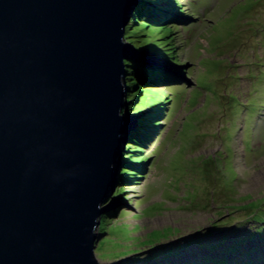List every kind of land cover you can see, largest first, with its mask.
Returning <instances> with one entry per match:
<instances>
[{"label":"rangeland","instance_id":"374dc122","mask_svg":"<svg viewBox=\"0 0 264 264\" xmlns=\"http://www.w3.org/2000/svg\"><path fill=\"white\" fill-rule=\"evenodd\" d=\"M178 3L170 1L180 19L151 27L135 21L128 32L141 49L161 39L181 66L176 80L146 83L142 100L125 109L140 115L143 101L145 117L156 113L155 99L167 105L149 144L123 141L122 150L135 144L149 154L148 166L137 167L141 179L121 183L117 175L105 206H120L104 214L96 257L102 264H209V254L264 264V0ZM160 54V65L174 66Z\"/></svg>","mask_w":264,"mask_h":264},{"label":"water","instance_id":"95a60500","mask_svg":"<svg viewBox=\"0 0 264 264\" xmlns=\"http://www.w3.org/2000/svg\"><path fill=\"white\" fill-rule=\"evenodd\" d=\"M134 4L0 0V264H102Z\"/></svg>","mask_w":264,"mask_h":264},{"label":"clouds","instance_id":"9594fccd","mask_svg":"<svg viewBox=\"0 0 264 264\" xmlns=\"http://www.w3.org/2000/svg\"><path fill=\"white\" fill-rule=\"evenodd\" d=\"M170 1L173 2L174 4L177 3V5H179L178 0H135V4L130 6L129 9H128V11H132V12H130L123 19L124 26H125L124 29H123V36H122L123 43L128 46L129 51H131V52H132L131 49H134V46L137 47L138 51L139 50L142 51L140 53V56H132L131 55L130 58H125V60H124L125 68H126V74H125V78L123 80V84H124V89L126 90L127 93H126V97L124 99V102L126 103V105H125V107H124V109L122 111L124 112V116L126 118L130 117L129 116L130 111H128L129 109L127 110V112L125 111V109L128 108V106H130V102H129V99H130L129 80L130 79L128 80V78L130 77V76L128 77V75H129L128 69L130 67L137 66L139 71H140V74H141L140 77L142 79H144V73H143V70L140 68L139 65H141L143 68L147 69L148 71H151L148 74L149 77H150L149 81L147 79H145V84H144L145 86H146V83H148V82L154 83L153 82L154 76H152L151 74L155 75V77L157 78L156 80L158 81V83H165V82H171L173 80H176V76L173 74V69H175V67H180L181 64H178L177 62H175V59L171 58V53L174 54L175 51H176L175 48L170 49L168 47V44L167 45H165V43L162 44V43H160L161 39H158L159 41L153 40V42H151L150 44H147V43L144 44L145 49H141V48L138 47L139 45H135V44L132 45V43H130V41H132V38H130L128 36L129 29H130L131 25L135 21L143 22L144 23L143 27H144L145 23H148L149 27H151V24H153L152 22H157V23L158 22H162L163 23V22H166L168 20L170 21V20H178V19H180L181 16H178L175 13V9L173 7H171ZM183 13H185V12H181L180 11V15L183 14ZM137 39H141V38L138 37ZM160 52L163 54V56L168 57L169 59H171L174 62L173 63L174 66H170L168 64V66L165 68L162 65H160V63L156 60L158 57H162ZM134 53H136V52H134ZM143 55L145 56V58H143ZM146 59H147V61H146ZM149 59L151 61H153V62L149 61ZM132 62H133V64H132ZM161 63H164V62H161ZM168 68H172L171 72H169ZM130 74L132 75V72H130ZM147 87L151 88L150 86H147ZM144 111H142V112H144ZM142 112L139 113L141 116L140 115H132L131 116V119H133L132 124H130V128L131 129L129 130V133H127L125 135V137L123 138L122 144H123V141L126 138L132 139L131 136H132L133 133H135V132H133L134 129H137V131H139V130L142 131L144 128L147 127V125L145 123H142V122L139 123L140 119L144 117L143 116L144 113L142 114ZM127 113H129V114H127ZM151 114H154V113L151 112ZM136 122H137V125H136ZM139 124H140V128H139ZM150 125L151 126H148L150 128L155 126L152 123H150ZM144 146H146V144ZM126 149H128V148L124 147L123 150L121 148L120 151L118 152V156L117 157L119 159L121 158V160H118L117 166H116L117 174H116L115 178L118 179V180H119V176H117V175H119V174H121L122 176L124 175L123 174V172H124L123 171V167L121 165H123V161H124L123 158L125 157L124 152H126L125 151ZM121 167H122V170H120ZM104 207H105V204H104ZM103 216H102V222H103ZM124 263L125 262H123V263L118 262L116 264H124Z\"/></svg>","mask_w":264,"mask_h":264},{"label":"trees","instance_id":"16d2710c","mask_svg":"<svg viewBox=\"0 0 264 264\" xmlns=\"http://www.w3.org/2000/svg\"><path fill=\"white\" fill-rule=\"evenodd\" d=\"M175 56L172 55L171 53V58H174ZM175 59V58H174ZM128 64V63H127ZM133 64V62H132ZM140 68L143 70V73H144V79H142L140 76V71L138 69L137 66L135 67H128V73L130 74V72H132V75L131 77L128 78L129 80V86H130V104H132V106H134V102L137 100V98H142L146 95V93H144L143 95L140 93L143 91L144 92V87H145V79H146V74H149L151 71H148L147 69L143 68L141 65H139ZM138 69V70H137ZM135 70V73L133 74ZM152 76H154V80L153 82L154 83H158V81L156 80L157 78L155 77L154 74H151ZM139 76V77H138ZM155 101H157V103L154 105V103L152 104L153 106H155V112L154 114H149L143 118H141V122L142 123H145L147 125L146 128H144L142 131L139 130V131H136L135 133L132 134L131 138L133 141H136V142H140V143H145V144H149V139L151 136H153L154 134V130H153V127L150 128L148 126H151L150 123L154 124L155 122V119L159 118L160 115H162L160 112L164 113L165 109L164 107H166L167 105L166 104H162V105H159L158 103H160L157 99H155ZM143 102V101H142ZM142 102H140L138 105H137V110H140V111H144L148 106V104L146 106H144L143 108H139V107H142ZM164 105V107H163ZM132 145L129 144L128 146V149L127 151H129L130 147ZM145 148V147H144ZM126 151V150H125ZM124 152L125 154V157L123 158V174L124 176H122V179H121V183H123L125 180H128V179H133L135 177H138V178H142L139 176L140 173L142 172H145L146 171V168L148 166V162H145L147 159V155H144V154H141L139 152H142V149L141 147H138L137 145H133L132 149L130 150V152ZM135 152V153H134ZM139 153V154H137ZM140 156V157H138ZM139 158V159H138ZM126 159V160H125ZM137 162H142V164L140 163H137ZM150 164V163H149ZM137 167H141V172L139 173L137 170ZM126 189V188H124ZM110 215V213H108ZM112 214V213H111ZM104 218L106 219L107 218V214L103 216V221H104ZM103 223V222H102ZM210 232V231H208ZM207 232V233H208ZM222 242V240L218 241V242H215V244L213 243L212 247L211 248H214L216 247V245L220 244ZM238 246H236L235 248L233 247H230L229 251L230 252H234L235 249L237 248ZM206 257H208L209 259H206L207 261H210L209 264H239L237 261H234V263H232L230 261V259L228 257L223 256L224 258L222 259H219L218 257H212L210 256L209 254L206 255ZM149 258V257H148ZM126 264H133V263H126Z\"/></svg>","mask_w":264,"mask_h":264},{"label":"bare ground","instance_id":"6f19581e","mask_svg":"<svg viewBox=\"0 0 264 264\" xmlns=\"http://www.w3.org/2000/svg\"><path fill=\"white\" fill-rule=\"evenodd\" d=\"M126 121H131L130 124H132L133 119H131V117H127V120Z\"/></svg>","mask_w":264,"mask_h":264}]
</instances>
